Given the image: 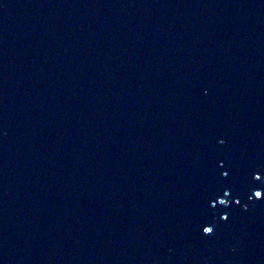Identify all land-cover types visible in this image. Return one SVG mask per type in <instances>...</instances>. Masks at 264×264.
<instances>
[{"label":"water","instance_id":"95a60500","mask_svg":"<svg viewBox=\"0 0 264 264\" xmlns=\"http://www.w3.org/2000/svg\"><path fill=\"white\" fill-rule=\"evenodd\" d=\"M0 264H264V0H0Z\"/></svg>","mask_w":264,"mask_h":264},{"label":"snow or ice","instance_id":"6c2138e0","mask_svg":"<svg viewBox=\"0 0 264 264\" xmlns=\"http://www.w3.org/2000/svg\"><path fill=\"white\" fill-rule=\"evenodd\" d=\"M225 174H226V173H225ZM252 178L255 179V180H256V179H259V177H257V176H253ZM224 195L227 197L229 194H228V192H225ZM255 196H256L257 200H259L261 194H260L259 192H256V193H255ZM221 203H224V201H221ZM225 207H227L226 204H225ZM222 219H224V217H222ZM204 233H205V234H208V233H209V229H208L207 227L204 228Z\"/></svg>","mask_w":264,"mask_h":264}]
</instances>
